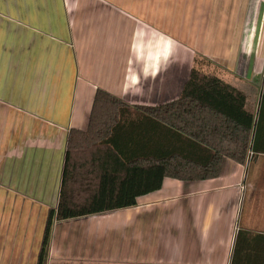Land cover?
I'll return each instance as SVG.
<instances>
[{
  "label": "crops",
  "instance_id": "obj_1",
  "mask_svg": "<svg viewBox=\"0 0 264 264\" xmlns=\"http://www.w3.org/2000/svg\"><path fill=\"white\" fill-rule=\"evenodd\" d=\"M199 56L257 119L264 0H0V264H37L69 130L87 129L97 89L166 103ZM137 201L55 222L48 264H231L239 238L243 264L264 250V154Z\"/></svg>",
  "mask_w": 264,
  "mask_h": 264
},
{
  "label": "trees",
  "instance_id": "obj_2",
  "mask_svg": "<svg viewBox=\"0 0 264 264\" xmlns=\"http://www.w3.org/2000/svg\"><path fill=\"white\" fill-rule=\"evenodd\" d=\"M219 70L196 57L181 96L154 106H131L97 89L87 129L69 130L59 201L49 211L37 264L49 263L57 221L133 206L166 177L216 178L225 158L245 164L264 154V86L256 119L247 95ZM239 239L231 264L253 258ZM259 242L264 234L257 233ZM257 264H264V250Z\"/></svg>",
  "mask_w": 264,
  "mask_h": 264
},
{
  "label": "rangeland",
  "instance_id": "obj_3",
  "mask_svg": "<svg viewBox=\"0 0 264 264\" xmlns=\"http://www.w3.org/2000/svg\"><path fill=\"white\" fill-rule=\"evenodd\" d=\"M258 90H259V88H258Z\"/></svg>",
  "mask_w": 264,
  "mask_h": 264
}]
</instances>
